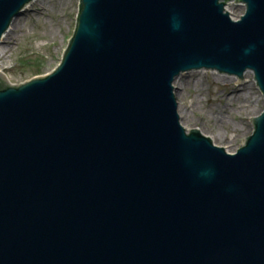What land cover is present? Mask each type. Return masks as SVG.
<instances>
[{
    "label": "water",
    "instance_id": "water-1",
    "mask_svg": "<svg viewBox=\"0 0 264 264\" xmlns=\"http://www.w3.org/2000/svg\"><path fill=\"white\" fill-rule=\"evenodd\" d=\"M34 1L0 0V44ZM73 32L47 73L0 71V264H264V112L231 154L175 88L264 97V0H80Z\"/></svg>",
    "mask_w": 264,
    "mask_h": 264
},
{
    "label": "rangeland",
    "instance_id": "rangeland-1",
    "mask_svg": "<svg viewBox=\"0 0 264 264\" xmlns=\"http://www.w3.org/2000/svg\"><path fill=\"white\" fill-rule=\"evenodd\" d=\"M80 0H35L15 20L14 32L0 44V71L13 84L47 73L63 56L79 13ZM233 19L245 9L227 6ZM6 36V35H5ZM239 85L235 77L198 71L177 79V100L182 125L199 129L218 147L236 153L254 132L250 119L264 111V98L253 74Z\"/></svg>",
    "mask_w": 264,
    "mask_h": 264
},
{
    "label": "bare ground",
    "instance_id": "bare-ground-1",
    "mask_svg": "<svg viewBox=\"0 0 264 264\" xmlns=\"http://www.w3.org/2000/svg\"><path fill=\"white\" fill-rule=\"evenodd\" d=\"M12 32H14V26H11L9 32L6 34V36H5L4 38L7 39V38L9 37V35H10ZM0 51H1V49H0ZM0 58H1V54H0ZM176 83H177V82H176ZM176 83H175V86L177 85ZM176 87H177V86H176ZM176 93H177V90H176ZM176 95H177V94H176Z\"/></svg>",
    "mask_w": 264,
    "mask_h": 264
},
{
    "label": "clouds",
    "instance_id": "clouds-1",
    "mask_svg": "<svg viewBox=\"0 0 264 264\" xmlns=\"http://www.w3.org/2000/svg\"><path fill=\"white\" fill-rule=\"evenodd\" d=\"M173 27H174V29H178V27H179L178 23H174Z\"/></svg>",
    "mask_w": 264,
    "mask_h": 264
}]
</instances>
